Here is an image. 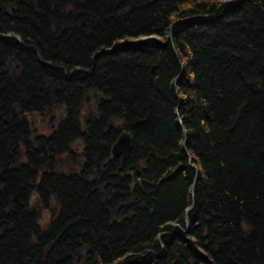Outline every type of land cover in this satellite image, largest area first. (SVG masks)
Masks as SVG:
<instances>
[{
	"label": "trees",
	"instance_id": "1",
	"mask_svg": "<svg viewBox=\"0 0 264 264\" xmlns=\"http://www.w3.org/2000/svg\"><path fill=\"white\" fill-rule=\"evenodd\" d=\"M0 264H264V0H0Z\"/></svg>",
	"mask_w": 264,
	"mask_h": 264
},
{
	"label": "water",
	"instance_id": "2",
	"mask_svg": "<svg viewBox=\"0 0 264 264\" xmlns=\"http://www.w3.org/2000/svg\"><path fill=\"white\" fill-rule=\"evenodd\" d=\"M174 28H175V25L172 27V30H171V33H170V36H169L170 39L172 38V32H173ZM180 124H181L182 127H184L181 120H180ZM184 134H185V138L187 139L188 133H187L186 130H185ZM131 148H132V143H131L130 138L128 136H124L118 142H116V144L114 145V147H113V156L116 159H119V158H122V157H126L130 153ZM190 165H191V167L196 168L195 165L192 164V159L190 161ZM198 176H199V172H198V170L196 168V181L198 179ZM187 227H188V230H189V228H190L189 221H187ZM162 249L164 250V246L163 245H162Z\"/></svg>",
	"mask_w": 264,
	"mask_h": 264
},
{
	"label": "rangeland",
	"instance_id": "3",
	"mask_svg": "<svg viewBox=\"0 0 264 264\" xmlns=\"http://www.w3.org/2000/svg\"><path fill=\"white\" fill-rule=\"evenodd\" d=\"M172 30V29H171ZM170 38V37H169ZM172 39V38H171ZM90 106V105H88ZM76 149H79V148H76ZM53 209H56V205H53ZM50 214H45L44 213V217H43V220L41 221V225L42 227H45L49 222H50Z\"/></svg>",
	"mask_w": 264,
	"mask_h": 264
},
{
	"label": "bare ground",
	"instance_id": "4",
	"mask_svg": "<svg viewBox=\"0 0 264 264\" xmlns=\"http://www.w3.org/2000/svg\"><path fill=\"white\" fill-rule=\"evenodd\" d=\"M124 136H128V134L125 133L124 135H122V136L117 140V142H118L121 138H123ZM128 137H129V136H128Z\"/></svg>",
	"mask_w": 264,
	"mask_h": 264
}]
</instances>
